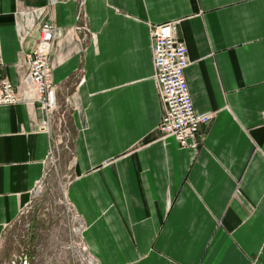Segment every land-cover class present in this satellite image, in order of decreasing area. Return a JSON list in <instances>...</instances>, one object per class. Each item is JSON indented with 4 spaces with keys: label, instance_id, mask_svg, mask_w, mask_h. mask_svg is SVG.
<instances>
[{
    "label": "crops",
    "instance_id": "crops-1",
    "mask_svg": "<svg viewBox=\"0 0 264 264\" xmlns=\"http://www.w3.org/2000/svg\"><path fill=\"white\" fill-rule=\"evenodd\" d=\"M72 131L66 195L99 264H264V0H0V74L23 90L41 26ZM177 23L201 127L197 149L158 130L150 28ZM0 105V237L31 200L54 118Z\"/></svg>",
    "mask_w": 264,
    "mask_h": 264
},
{
    "label": "built area",
    "instance_id": "built-area-1",
    "mask_svg": "<svg viewBox=\"0 0 264 264\" xmlns=\"http://www.w3.org/2000/svg\"><path fill=\"white\" fill-rule=\"evenodd\" d=\"M51 1L53 4L54 0ZM83 1L78 0V3L82 5ZM176 32L177 23L174 21L150 28L154 78L163 105V116L158 130L164 138L174 139L181 148L197 149L203 139L201 127L209 125L214 114H198L194 109L185 77L189 64L188 48L178 39ZM55 37L54 23L51 20L43 23L39 39L24 60L27 73L23 79V90L19 91L9 79L0 74V105H15L24 101L39 103L44 115L40 125L43 130L48 129L56 109V86L52 82L50 63ZM40 182L34 191L39 189ZM27 205L21 209L19 217L25 213ZM77 222L79 226L73 231L82 238L84 224L80 216H77ZM81 246L84 252H89L83 240ZM9 264H30V260L28 255H20Z\"/></svg>",
    "mask_w": 264,
    "mask_h": 264
},
{
    "label": "rangeland",
    "instance_id": "rangeland-1",
    "mask_svg": "<svg viewBox=\"0 0 264 264\" xmlns=\"http://www.w3.org/2000/svg\"><path fill=\"white\" fill-rule=\"evenodd\" d=\"M54 112L53 147L39 189L34 191L25 213L4 230L0 237V264L28 255L30 264H90L82 250V238L73 229L79 226L76 210L66 191L72 181V131L66 111ZM73 245V246H72Z\"/></svg>",
    "mask_w": 264,
    "mask_h": 264
},
{
    "label": "bare ground",
    "instance_id": "bare-ground-1",
    "mask_svg": "<svg viewBox=\"0 0 264 264\" xmlns=\"http://www.w3.org/2000/svg\"><path fill=\"white\" fill-rule=\"evenodd\" d=\"M89 263L90 264H95L92 258H90Z\"/></svg>",
    "mask_w": 264,
    "mask_h": 264
}]
</instances>
